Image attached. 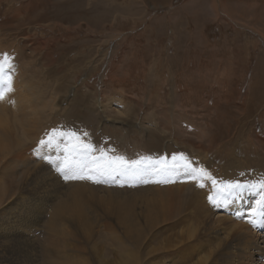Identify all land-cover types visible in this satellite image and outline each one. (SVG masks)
<instances>
[{
	"label": "rangeland",
	"instance_id": "1",
	"mask_svg": "<svg viewBox=\"0 0 264 264\" xmlns=\"http://www.w3.org/2000/svg\"><path fill=\"white\" fill-rule=\"evenodd\" d=\"M212 4L211 0H0L4 66L27 74H23L27 84L49 107L54 96V109L40 107L49 124L59 133L67 132L65 127L85 130L93 148L97 149L95 142L102 148L103 160H109L105 152L114 144L119 154L114 159L125 152L126 157L147 158L149 151L170 165L169 184L123 181L113 187L129 190L116 194L119 198L147 199L157 193L161 204L162 192L146 187H171L172 173L178 176L181 166L172 169L173 162L182 164V174L205 163L202 175L207 180L200 181L196 173L182 181L170 213L158 214L152 228L151 234L159 237L153 241L147 232L151 237L147 242L156 252H140L154 264H235L224 262L226 230H220L222 224L212 229L209 223L215 212L212 204L245 211L243 222L248 227L264 215L261 202L245 206L229 198L228 203L212 190L223 189L227 182L229 189L223 190L229 196L237 189L231 182L235 179L240 189L264 190V23L252 21L251 15L245 16L244 24L235 23L222 12L215 18ZM99 121L105 131L96 127ZM48 126L52 125L44 127ZM80 135L78 143L71 138L73 143L88 146ZM227 161L231 163L225 166ZM228 166L231 169L225 173ZM215 173L221 184L215 182ZM140 203H133L136 213ZM107 223L112 233L120 232L114 213L95 222V247L86 248L82 256L95 258L96 264H119L114 236L105 244L98 238L99 232L107 231ZM168 226L170 234L161 233ZM258 232L263 234L262 229ZM72 244L67 240L59 249L73 257ZM187 251L194 255L187 257ZM6 255L10 262L9 255L14 254Z\"/></svg>",
	"mask_w": 264,
	"mask_h": 264
},
{
	"label": "bare ground",
	"instance_id": "2",
	"mask_svg": "<svg viewBox=\"0 0 264 264\" xmlns=\"http://www.w3.org/2000/svg\"><path fill=\"white\" fill-rule=\"evenodd\" d=\"M211 2H213V10L215 13L217 12L215 18L218 13L222 12L230 19L236 20L235 23L244 24L246 15H248L247 19L251 15L252 21L264 23V13L260 11H264V0H211ZM3 54L7 53H0V261L2 264H96L94 263L95 258L88 259L87 256L83 257L82 255L85 254L86 248L95 247L92 241L95 234L93 233L94 223H99V220L104 222L109 214L113 213L116 222L121 227L120 232H117L119 235L112 233L111 227L107 223V231L98 233L101 243H108L110 235L114 236L112 238L113 246L115 245V248L120 252L119 264H154L151 263L153 260L143 259L140 251L149 249L150 252H156V247H151L147 240L152 237V240L155 241L159 237V233L151 234L152 228L158 220V214L168 215L170 213L171 203H174L178 191L181 189L182 181L193 178L192 176L196 173H198L200 181L207 180L202 175L206 167L205 163L201 162L203 164H197L196 169L182 174L184 169L182 164L173 162L172 169L176 165L181 166L178 167V176L172 173L174 181L171 187L170 185L156 186V188L146 187V189L162 192L165 199L161 204L157 193H152L147 199H139L135 196L119 198L116 194L129 190L125 188L122 190L113 189V187H117L118 183L123 181L131 183L155 182V185L169 184L170 165H163L157 160L156 155L152 156L149 151L147 158H143L142 155L126 157L125 152L120 157L123 158V161L128 162V167L125 170H120L117 167L120 162L113 158L115 154L119 155L114 144L111 148L108 147L105 152V158L109 160H103L100 155L102 148L97 145V142H95L97 149L93 148V141L90 143L85 130L76 132L72 128L67 130L68 127H65L64 130L67 132L64 133L61 129L59 133L54 128L55 125L49 124L51 122L47 121V114L43 116L41 112V106L47 108L49 105L39 94L34 92L33 87L27 84V78V81L25 80L27 74L23 73L24 76L19 71L20 69L17 71L8 65L4 66L5 61L1 56ZM8 58L11 62V57ZM17 63L19 64V62ZM52 98L51 105L53 106L49 107L50 111L51 108L54 109L57 106L54 96ZM62 102L60 101L59 104ZM45 125L52 126L46 128ZM96 127H102L100 132L105 131L103 121H99ZM78 133H81L80 136L88 146L79 147L76 145ZM71 138L77 143H73ZM109 144L111 146V143ZM79 145H83V143ZM150 147L148 145V149ZM127 151L130 153L129 150ZM112 160L117 162L114 163ZM132 161H139V165L133 167ZM230 163L227 161L225 166ZM262 166L264 165L262 164ZM224 168L225 173L231 169L230 166ZM238 172L240 171L238 170ZM255 172L256 175L260 174H258L259 171ZM215 175L217 174L215 173ZM250 177L253 178V176ZM218 178L217 175L216 180ZM216 180L215 182L218 184L222 183L220 178L218 181ZM231 182H233V186L237 185V189L235 192L230 191L229 196L224 192L229 189L227 182L222 186L224 190L219 186L212 187V190L222 199L227 198L228 203L230 202L229 198L237 200L245 206L248 205V202H261L264 214L263 189L257 190L251 187L240 189L242 186L237 184L236 179ZM203 184L205 185V183ZM185 187L187 186L185 185ZM110 192L115 195H110ZM254 192L255 194H253ZM215 196L217 195L215 194ZM135 200L141 202L138 213H136L133 204ZM213 203H216L215 197H213ZM212 206L215 212L213 218L209 220L211 228L215 229L216 226L222 224L220 230L227 232L228 240L223 250L225 253L224 262L264 264V215H262V220L260 216L253 220L248 227L247 222H243V217L247 214L245 211V213L236 211L228 205L229 209L226 205H220L219 202ZM182 207L180 206V208ZM226 212L230 214H226ZM93 215L98 218H93ZM210 225L207 224L208 229H210ZM69 228H71L70 231ZM260 229L263 230V234L258 232ZM43 232L44 234H42ZM147 232L151 234L150 238ZM161 233L170 234V226L164 228ZM167 239L170 238L167 237ZM67 240L73 242V257L60 251L63 246H66ZM166 246H169V243L166 242ZM8 251L9 254H14L13 256L9 255L12 257L10 262L5 257ZM187 252V257L194 255L192 251ZM143 256L145 255L143 254ZM17 257H20V261Z\"/></svg>",
	"mask_w": 264,
	"mask_h": 264
},
{
	"label": "snow or ice",
	"instance_id": "3",
	"mask_svg": "<svg viewBox=\"0 0 264 264\" xmlns=\"http://www.w3.org/2000/svg\"><path fill=\"white\" fill-rule=\"evenodd\" d=\"M116 160L120 162V163L117 165V167H118L120 170H125V169L128 167V162L123 161V158H122V157H117ZM131 165H132L133 167H136V166L139 165V161H132V162H131ZM209 199H211V198H209Z\"/></svg>",
	"mask_w": 264,
	"mask_h": 264
}]
</instances>
